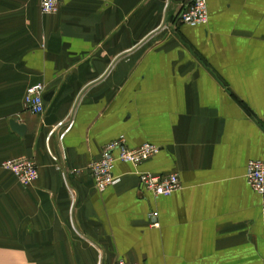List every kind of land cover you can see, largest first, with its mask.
<instances>
[{
  "label": "crops",
  "instance_id": "crops-1",
  "mask_svg": "<svg viewBox=\"0 0 264 264\" xmlns=\"http://www.w3.org/2000/svg\"><path fill=\"white\" fill-rule=\"evenodd\" d=\"M191 2L59 0L42 15L0 0V164L37 167L26 187L0 167V264H264V198L244 177L264 159V0H206L188 26ZM35 84L39 115L22 102ZM119 139L158 150L114 161L118 182L97 192L85 167ZM172 173L168 196L139 188Z\"/></svg>",
  "mask_w": 264,
  "mask_h": 264
},
{
  "label": "built area",
  "instance_id": "built-area-1",
  "mask_svg": "<svg viewBox=\"0 0 264 264\" xmlns=\"http://www.w3.org/2000/svg\"><path fill=\"white\" fill-rule=\"evenodd\" d=\"M59 0H38L39 12L42 15L56 13ZM207 19L205 0H192L190 5L179 15V21L188 26L204 24ZM43 87L40 84L28 86L23 94V106L32 113L39 115L43 111ZM264 122V116H263ZM70 126V123L68 124ZM67 126V127H68ZM67 131V128L63 130ZM157 148L150 144H142L129 149L122 139L104 145L99 156L89 162L88 168L94 189L102 192L105 188L113 186L118 179L112 176L111 168L114 161L138 165L157 152ZM51 159L55 160L54 157ZM1 169L13 174L16 181L28 185L37 177V171L28 159L12 158L5 160L0 165ZM245 182L247 186L259 196L264 198V159L248 161L245 168ZM141 189L150 192L155 197H165L176 191L179 187L176 174H142L138 176ZM113 264H138L116 259Z\"/></svg>",
  "mask_w": 264,
  "mask_h": 264
},
{
  "label": "rangeland",
  "instance_id": "rangeland-1",
  "mask_svg": "<svg viewBox=\"0 0 264 264\" xmlns=\"http://www.w3.org/2000/svg\"><path fill=\"white\" fill-rule=\"evenodd\" d=\"M189 5H190V4H189ZM189 5H188V6H189ZM188 6H187V7H188ZM187 7H186V8H187ZM67 126H68V124H67ZM67 126H66V128H67V131H68L69 128H70V126H68V127H67ZM66 128H65V129H66ZM63 133H64V132H62V134H63ZM62 134H61V135H62ZM98 156H99V155H98ZM98 156H97V157H98ZM97 157H96V158H97ZM16 158H24V159H28V158H25V157H16ZM28 160H30L31 162H33L31 159H28ZM52 161H55V160L52 159ZM91 161H92V160H91ZM33 164H34V166H35V168H36V171H37V167H36V165H35L34 162H33ZM88 164H89V163H88ZM88 164H87L86 167H85V171H86V173L88 174V176H89V178H90V180H91V177H90V171H89V168H88ZM0 165H1V164H0ZM57 169H58V168H57ZM4 171L9 172L8 170H4ZM9 173H10V172H9ZM10 174L13 176L12 173H10ZM13 177H14V176H13ZM14 178H15V177H14ZM36 178H37V177H36ZM15 180H16V179H15ZM35 180H36V179H35ZM35 180H34V181H35ZM34 181H33V182H34ZM16 182H17V181H16ZM33 182H31V183L28 184V185H22V184H20V183H18V182H17V183H18L19 185L23 186V187H26V186L31 185ZM91 182H92V180H91ZM92 185H93V182H92ZM93 188H94V186H93ZM139 188H140V187H139ZM94 190H95V189H94ZM95 191H96V190H95ZM113 263H114V262H113ZM113 263H112V264H113Z\"/></svg>",
  "mask_w": 264,
  "mask_h": 264
},
{
  "label": "water",
  "instance_id": "water-1",
  "mask_svg": "<svg viewBox=\"0 0 264 264\" xmlns=\"http://www.w3.org/2000/svg\"><path fill=\"white\" fill-rule=\"evenodd\" d=\"M9 128L14 131L18 136H22L24 132V126L18 124L12 120L8 121Z\"/></svg>",
  "mask_w": 264,
  "mask_h": 264
},
{
  "label": "bare ground",
  "instance_id": "bare-ground-1",
  "mask_svg": "<svg viewBox=\"0 0 264 264\" xmlns=\"http://www.w3.org/2000/svg\"><path fill=\"white\" fill-rule=\"evenodd\" d=\"M205 3H206V0H205Z\"/></svg>",
  "mask_w": 264,
  "mask_h": 264
}]
</instances>
